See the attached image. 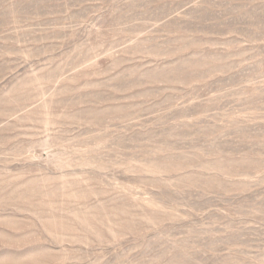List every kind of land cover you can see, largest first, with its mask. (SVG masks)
Listing matches in <instances>:
<instances>
[{
    "label": "rangeland",
    "instance_id": "obj_1",
    "mask_svg": "<svg viewBox=\"0 0 264 264\" xmlns=\"http://www.w3.org/2000/svg\"><path fill=\"white\" fill-rule=\"evenodd\" d=\"M0 264H264V0H0Z\"/></svg>",
    "mask_w": 264,
    "mask_h": 264
}]
</instances>
